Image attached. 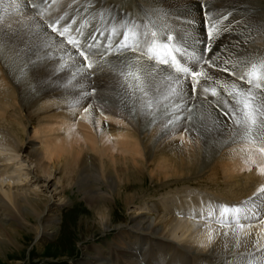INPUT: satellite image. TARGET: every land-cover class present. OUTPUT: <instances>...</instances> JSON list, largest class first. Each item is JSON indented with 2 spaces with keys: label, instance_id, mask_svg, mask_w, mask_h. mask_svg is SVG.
I'll use <instances>...</instances> for the list:
<instances>
[{
  "label": "bare ground",
  "instance_id": "1",
  "mask_svg": "<svg viewBox=\"0 0 264 264\" xmlns=\"http://www.w3.org/2000/svg\"><path fill=\"white\" fill-rule=\"evenodd\" d=\"M10 1L0 0V129L5 127L8 129L12 126L10 129L13 132L14 122L18 121L19 125L22 124L26 115L25 128L31 127L34 137L42 133L41 138L43 140L40 144L32 140L25 143L24 133L26 131L23 130V133H19L23 139L22 143L17 146L20 151L26 152L27 157L37 164V175L34 176L37 182L45 183V186L48 187L51 184L57 190L56 183H52L51 178H49V172L55 173V175L64 172L71 179L67 180L66 183L72 185L73 181L81 185L86 192V199L100 210L98 213L102 219H107L110 216L108 213L112 200H115L116 197L113 194L116 181L115 169L113 168H116V172L118 168L116 164L108 163L105 156L114 161L115 158L122 157L126 167H121V171L125 173L138 168L142 169V166L145 165L149 167L152 164H157L156 167L159 170L161 168L165 170L162 174L163 179L183 176L184 174H190L192 178L195 176L197 179L198 174L208 167L213 166V164H222L226 172V182L232 184V187L229 188V194L234 197L227 200L221 196L222 194L220 196L228 202L231 201L234 205H240L241 210H247L248 206H251L252 209H256L255 211L264 214V203L260 200L254 202L252 200L258 189L264 186V171H261L264 169V154L256 150L254 143L250 144L246 140H241L236 125L229 120L231 113L224 106V101L231 105L233 100L224 88L220 87L227 83V80L224 82L219 81L216 76L215 78L210 77V81H218L216 82L219 86L216 84L218 86L216 87V85L210 86L208 82L204 81V77L200 78L201 84L203 87L209 88V92L205 94L202 89L199 91L197 89L194 100L183 103L180 111H173L178 104L182 103V99L170 91L171 88H176L177 92L180 91L179 87L174 84L178 74L172 69L163 68L157 64H144L142 63L143 59L136 54L114 58L119 60L116 62L117 64L110 65V63L104 62L96 64L93 70H99L96 71V75L91 77L88 75L90 70L85 67L80 70L73 62H70L64 68L65 66L60 63L61 58L66 56L70 49L49 30L47 24L51 23L52 19L64 12L73 15L74 13L82 14L81 12L84 10L86 15H90L87 20L88 24H91V16L97 20L100 15H106L111 19L109 26H115L113 23L121 22L122 25L115 26V28H119L117 31L120 32L122 31L121 28L127 26L125 22H133L137 28L145 27L148 29L149 26L151 27V24H147L146 20L144 21L142 16L138 15L137 11L130 6V2L127 0H109L111 5L108 7L106 0H53L55 10L58 11L60 5L63 8L58 11L57 15L45 13L43 8L42 13L46 23L42 22L36 15L35 17L27 15L32 11L25 0ZM40 1L44 2L45 0ZM144 1H146L145 5L149 4L153 8L166 6L168 9L166 15L169 17L153 16V21L155 20V24L160 28L152 29L160 30V34L164 38L173 34L180 41L188 43L191 47L189 53L200 54V37L202 35L205 37L204 21L193 26V24L185 22L184 19L187 17L191 20L189 16L193 12L191 13L187 9L191 7L193 0L191 2L188 0L186 2L188 4L183 6L175 5L178 8L170 6L176 3V0H162L161 4L155 2L157 5L154 6L152 2ZM254 1L256 2V0ZM51 10L53 9L51 8ZM115 14L118 15L117 18L114 17ZM223 14L209 16L210 23L219 20L218 18ZM241 14L243 13L241 12ZM236 15L233 16L230 13L227 19L220 23L221 28L222 25H229L230 28L221 32V38L217 39L218 43L213 49V53L216 55L212 56L214 63L222 59L231 60L236 54L242 57V62H246L248 61L245 58L247 52L252 56L264 52V45L258 47L250 44L257 38V35L263 34L260 32L261 28H258L260 23L255 24L254 32L256 33L252 35L254 24L250 32V28H244L247 23L245 24L242 19H237ZM165 27L167 31L163 30ZM239 31H242L240 38H238ZM231 34L235 35V37L233 35L234 39ZM218 46H227L226 49L234 46L235 52L232 49L230 53L227 52L228 50L221 51ZM211 54L209 53L206 59L211 58ZM195 64V62L190 61L187 67L198 68L200 71H203L204 66L207 67L206 65L195 66ZM222 65H224L223 62ZM222 65L219 66L223 67ZM220 67L217 66V69ZM218 75V77L222 76ZM223 78L227 79V77ZM141 88L147 91V96L144 95ZM213 88L218 93L217 96L211 95ZM91 89H95L94 95L90 94L89 90ZM185 91L190 95L187 86H185ZM252 91L256 99L257 95H262L258 89H252ZM149 102L152 104L151 108L147 106ZM191 106H193L192 109L188 110ZM262 106H264V102H262ZM225 113L228 114L225 115ZM42 125L44 128L41 129ZM14 130H16L15 127ZM255 131L254 129L253 132L255 133ZM8 136L12 137L11 135ZM6 138L8 137L6 136ZM151 140H155L156 143L152 144ZM93 151L101 155L100 163L103 164L102 168H104L102 172L99 170V159L96 160L94 156L92 157ZM81 154L84 157L79 161L76 160L75 156ZM244 157H248V161L250 157L252 162L260 160V163L250 170L251 164L246 162ZM88 172L93 173L92 181L94 180L96 183L89 189L83 183ZM153 176L156 177L157 174ZM104 178L107 179L106 182L103 181ZM60 179L62 178L60 177ZM91 184L93 183L91 182ZM103 186L107 191L102 189ZM126 190L127 188L123 189V191ZM6 195L7 201L0 194V244L4 243L3 238L7 228L13 230L11 235L14 240V236L17 235V232L14 231L17 227L16 221L20 219L27 224L32 223L31 219L36 221L38 225L45 223L44 230L40 235L42 239L55 232L54 229L60 223L61 218L59 216L60 203L53 202L44 192H37L29 187L16 186L12 189L9 186ZM61 198L62 201L67 199L64 195H61ZM128 198L127 202L132 205L136 204L138 199L135 194L129 195ZM170 198H168L169 202L175 204V210L173 213L170 211V213L180 214L181 212L183 216L190 217L196 213L190 204L182 203L180 206L176 204L174 198L173 201ZM163 201L166 203V199ZM246 201L248 203H245ZM163 205L162 208H164ZM155 208L154 206L153 209ZM201 209L200 214L205 210L204 208ZM217 209L219 208L217 207ZM155 210L157 213H162L163 209L161 210V207L157 206ZM166 210L165 212H167ZM207 213L203 214L208 216ZM136 214L135 210L131 215L130 224L117 227L120 228V230L118 229V239L113 243L121 244L120 237L123 238L127 232V239L133 243V246L122 248L117 246L119 248L115 252L130 259L128 262L131 261L133 264H163L164 260L165 264H218L219 262H221L220 264H258L264 260V256L261 255V250L264 249V232H260L261 227L244 228L251 219L243 220L244 218H241L240 223L244 225L242 229L236 226L223 229V231L217 232L209 242L208 239L209 237L212 238L213 230L211 233L206 230L197 233L195 239L193 237L194 241L188 239L189 241L181 245L182 242L176 244L170 240L169 236H163L165 227L174 225V218L161 221L157 219L158 223H155V218L153 219L152 215H148L151 213H147V215L144 213L145 215L141 216ZM109 221L110 219L107 222ZM177 221L176 227L186 232L192 230L191 224L184 225L181 220ZM104 223L103 225L106 227L108 224ZM8 235L10 236V234ZM15 239L17 242V237ZM127 239L126 241H128ZM257 240H259V245L256 244ZM146 245H151V248L148 250ZM252 252L255 259H252ZM86 256L89 258L85 257L78 264H122L123 262L122 259H116L117 257L115 258L111 253Z\"/></svg>",
  "mask_w": 264,
  "mask_h": 264
},
{
  "label": "rangeland",
  "instance_id": "2",
  "mask_svg": "<svg viewBox=\"0 0 264 264\" xmlns=\"http://www.w3.org/2000/svg\"><path fill=\"white\" fill-rule=\"evenodd\" d=\"M12 1L13 0H11L10 2H12ZM25 1L27 2L30 9H31L30 5H33V4L39 5V3H41L40 0H25ZM108 1L109 0H106V2L108 3V7H110L111 3H109ZM127 1L130 2V6H132L135 9V11H137L138 15L142 16L141 18L144 19V21L146 20L145 22L147 24L148 23L151 24V27H150L151 29L155 28V27L157 29L160 28L155 24V22H154L155 20L153 21V16L159 17L160 15L161 16L163 15L162 17H165V16L169 17L168 15H166V13L168 12V9L166 8V6H161L162 8H157L158 6H156L155 8H153L149 4L145 5L146 1H144V0H127ZM176 1H177L176 3L170 5V6H172V8H178V6H181V5L183 6V5L188 4V3H186L188 0H186V1L185 0H176ZM191 1L192 0H190V2ZM148 2H150V3L152 2V5L154 6L155 4L157 5V3L161 4L162 0L161 1L160 0H148ZM155 2H157V3H155ZM245 2H246V4H245ZM245 2L243 0H193L191 7H189L187 9L191 13L193 12V14L189 16V17H191V20H189V18H187V17H184V19H185V22H189V24H193V26H195L198 23H201L204 21V19H205L204 18L205 15L203 16L204 10H205V13L207 12L209 14L208 16L220 15L222 13H224V14L226 13V15H230V13H232L233 16H235V14H237V15L239 14L240 16L236 15V18L242 19L243 21H245V24L247 23V25L244 26V28H250V32H251V28H253V24H254V29L251 32L252 35H255V33H256V32H254V30L256 29L255 24L257 22L260 23V25H259L260 27L258 26V28H261V29L263 28L262 30L260 29V32L263 34L259 35V36L257 35V38H255L250 43L251 45H255V46L260 47V46L264 45V0H256V2L254 0H246ZM249 2H251V3H249ZM260 2H261V4H260ZM256 3H258V4H256ZM254 4L256 5V7H254L255 6ZM175 5H178V6H175ZM246 5H249V6H246ZM93 6H95V5H93ZM195 7H196V9H195ZM61 8H63L62 5H60V7L58 8V11ZM52 9L53 10H51V9L46 10L45 9V11H46L45 13H49L51 15H57L58 11L55 10L53 8V6H52ZM31 11L32 12L27 13L28 16L30 15L31 17H35V15H36L40 20H42V22H47L45 20L44 14L42 13L44 11L43 5L38 10L36 8L32 7ZM54 11H56V12H54ZM241 12L243 14L245 13L244 16H243V14H241ZM40 13L43 16L39 15ZM88 16H90V15H88ZM99 17L102 18L103 23H109L108 26L110 25L111 19H109L108 16L100 15ZM114 17L117 18L118 15L115 14ZM98 19L99 18H97V20ZM194 20H195V22H194ZM125 23L129 24V22H125ZM87 25L90 26V24H88V23H87ZM145 26H146V24H145ZM225 27H227L228 30L230 28L229 25H222V28H225ZM118 29L119 28H116V30H118ZM163 30L167 31L166 27ZM202 31H203V29H202ZM159 32H161V31L159 30ZM238 33H239L238 38L242 37L240 35L242 33V31H239ZM231 35H229V36H231ZM233 35H232V37H233ZM234 37H235V35H234ZM234 37H233V39H234ZM200 38H201L200 41L205 40L204 35H202ZM217 43H218V41L216 40L214 43L213 49H214V47H216ZM200 44H201V47H200L201 50L200 51H202L203 44L202 43H200ZM228 46H230V45H228ZM222 48L224 49V51L228 50L227 51L228 53L232 52L231 49L233 50V52H235L234 46L229 48V49H226L227 46H223V47L220 46L218 49L221 50ZM227 52H226V54H227ZM67 53L68 54L66 56L61 58V60H60L61 65L63 64L65 66L64 68H66L70 62H73L75 64V66L77 67V69L83 70V68L85 66L83 64H81L82 62L80 61V59L77 56H74L73 52L71 50H69V52H67ZM246 55H247V57H245V58L248 60L246 62L245 61L242 62V57L239 56V54H236V55H234V57L231 60H227V59L217 60L218 62L216 61L215 64L218 67H220L222 65V62H223V64L225 66H227V67L229 66L231 68L233 63H236L237 65L240 63L236 67L235 71L238 74L239 73L241 74V72H244V73L247 72L248 66L253 61H255L257 58L258 59L262 58L264 56V52H262L260 55L256 54L257 57H256V55H254L255 57L252 56L249 52H247ZM212 56L213 55L211 54V59H212ZM250 57H252V58H250ZM233 59H235V60H233ZM187 60L189 62L191 61L188 59L187 56H184L183 61L186 63V66L189 63ZM118 61L119 60L114 59V58H108V59H105L101 62H104L106 64L110 63V65H113L114 63L117 64L116 62H118ZM226 61L228 62L227 64H225ZM219 62H221V63L219 64ZM237 62H239V63H237ZM249 62H250V64H248ZM142 63H144V64L151 63L152 65L153 64L155 65L154 61H151V60L148 61L146 59H143ZM196 65L197 64H195V66ZM224 65H222V66H224ZM200 66H203V65H200ZM93 68H94V65H93ZM93 68L90 70L91 76L96 75V73H97L96 71L99 70V69L93 70ZM219 69H217V67L215 69L212 67H208V66L205 67L204 66L202 72L203 73L207 72L206 73L207 75L202 76L201 78L204 77V81L208 82L210 86H215L216 84L219 86V84L217 83L218 82L217 80H214L213 82H212V80L210 81V77L215 78V76H216L219 79V81L225 82L227 80V83H229V84H231V83H236L237 85L240 84L239 87L243 88L245 91H247L248 87H250L248 84L243 83L240 80H238L236 76H229L228 73H222V72L220 73ZM216 71L218 74H220L222 76L224 74L223 77H227V79L223 78L222 76L218 77L219 75L217 73H215ZM13 81L15 82L14 79H13ZM217 85H216V87H218ZM244 86H245V88H244ZM220 87H222V86H220ZM253 89H256V88L253 87ZM199 90H201V88H198V91ZM89 91H90V94H92V95L95 94L93 92V89H91ZM258 91H260V93L262 95L261 96L257 95V99H255L254 102H257L258 104L262 105V102H264V89H263V91L258 89ZM203 98H205V97H203ZM192 107L193 106L189 107L188 110H191ZM229 120L232 122L231 119H229ZM25 121L27 122L26 115L23 118L22 124L19 125V122L15 121L14 127L16 130H14V127H13V132H11L12 129H10V128H12V126H10V128H8V129L6 127L3 129H0V194L7 201L8 198L6 195V191L8 190L9 186H11L12 189L15 188L16 186H19V187H29L31 190H34L37 192L42 191L53 202H58L61 204V208H60V212H59L60 213L59 216L61 218H60V223L58 224V226H56V229H54L55 232L53 234H49L48 237H46L45 239H42L40 236L44 230L43 227H45L44 221H43L44 225L43 224L38 225L37 222L36 221L34 222L33 219H31L32 223H30V224L25 223L22 219H20L19 221H16L17 227H15L14 231L17 232L16 233L17 235L14 236L15 241L13 240V237L11 235V232H13V230L11 231L9 228H7L6 229L7 232H5L6 235L3 238L4 243L0 244V264H78V263H81L85 257H87L86 255H94V256L98 255L99 256L100 254H108V253H111L115 258L117 257L116 259H119V258L122 259V261H123L122 264H133L131 261L128 262L130 259H127L126 257H123L119 253L115 252V250L118 249L119 247L122 248L125 246H133V243L127 239V237H128L127 232L125 235H123V238H121L119 236L121 239L120 240L121 244H119L118 242H116L115 244H113V243L116 239H118L117 238L118 233H119L118 229L120 230V228H117V227H120L121 225H125L128 223L130 224L131 219H132L131 215L135 210L137 212V214H136L137 216H141V215H145V214L147 215V213H151L148 215H150V216L152 215L151 217L153 219L155 218L154 219L155 223H158L157 219L159 221H161L163 219L170 220V219L174 218V220H175L174 225H172V226L169 225V226L165 227L163 236L164 235L169 236L170 240L174 241L176 244H180L182 242L181 245L185 244L186 241H189V240L194 241L195 235L197 233L204 232L205 230L209 231L210 233L212 232V230L214 232V233L213 232L211 233L212 238L209 237V239H208V242H209L214 238V236L217 232H221V231H223V229L225 230L231 226H236L235 218L231 217V218H226L225 220H223L225 218V216L221 215V209L225 206L230 207V208L235 207V206L240 207V205L232 204L231 201L230 202L226 201V199L231 200L230 197H232V195L229 194V192H230L229 188L232 187V184H230V183L228 184L226 182V172H225L222 164H218V165L213 164V166L208 167L202 173L198 174L199 176H197V179L195 178V176H193V178H192V175H190V174L189 175L184 174L183 176H177V177H171V178L163 179L162 174H164L165 170L162 168H161V170H159V168L156 167V166H158L157 164H154V165L152 164L149 167L147 165H145L146 168H145V166L144 167L142 166V169L138 168V169L132 170L133 172L130 170V171H127L125 173V172L121 171V167H124V166L126 167V164H124L125 161L122 159V157L115 158V161H114L112 159H109L106 156H105L106 161L108 163H111L112 165L116 164V167L118 168L119 171L117 170V172H116V168H113V169H115V177H116L115 180L117 181V183H116V181L114 183L113 190L115 192H113V194L116 197H115V200H112L111 208H110L111 210L109 209L108 214L110 216H108L107 219L106 218L102 219L101 218L102 216L100 215V213H98V212H100V210H98L96 206L92 205L86 199V197H85L86 192L83 190V187L81 185H79L78 183L73 182V181H72V183H73L72 185H71V183H68V182L66 183L67 180H71V179L68 178L67 175L64 174V172L59 173V175L58 174L55 175V173L52 174L51 172H49V175H50L49 178H51L50 180L52 181V183L53 182L56 183V187L58 188L57 190L51 184L48 187V186H45L46 185L45 183L43 184L41 182L40 183L37 182L36 178L34 177L37 175V170H38L37 164H35L32 159H29L27 157L26 152L20 151L17 148V146L22 143L23 139L19 133L20 132L23 133V130L26 131V132L24 131L26 133V134L24 133L25 143L29 142V140H32L35 143L40 144L43 140L41 138L42 133L38 134L34 137V133L32 131L33 129L29 126L27 128H25L26 127ZM232 124H233V122H232ZM21 125H23V126H21ZM16 126H17V128H16ZM20 126L22 127V129H20L21 128ZM40 128L41 129L44 128V125H42ZM17 131H18L19 135L17 134ZM8 135H11L12 137H9ZM6 136L9 139L6 138ZM19 136H20V138H18ZM151 143L154 144V143H156V141L151 140ZM252 148H254V147H252ZM95 151H93L92 153H94L96 156L94 154H92V157L94 156V158H96V160H97V158L99 159V163H98L99 170H100V172H102V169H104V168H102L103 164L100 163L101 155L99 153L96 154ZM82 157H84V155H82V154L76 155L75 159L79 161L82 159ZM107 158H108V160H107ZM243 159H246V162H249V164H251L250 168H249L250 170H252L253 167H257V165H259V163H260V160H257V162H255V161L252 162L250 160V157H249V161H248V157H244ZM121 160H122V162H121ZM105 165H107V164H105ZM145 169H146V172H144ZM34 171L36 174L34 173ZM245 171H248V169H245ZM158 173H159V175H158ZM160 173H161V175H160ZM92 174H93L92 172H88L87 175H85V179H84L83 183H85V187L87 189H89L90 187H93V185L94 186L96 185L95 181L94 180L92 181V179H93ZM123 174H126V175H123ZM156 174L158 177L153 176ZM60 177L62 179H60ZM121 178H122V180H121ZM168 179H170V180H168ZM178 179H180V180L178 181ZM59 180H61V181H59ZM106 180L107 179L104 178L103 181L106 182ZM165 180H167L168 182ZM91 182L93 184L90 185ZM164 185H166V186H164ZM122 188L123 189L127 188V190L123 191ZM102 189L107 191V189L104 186L102 187ZM60 192H61V194H59ZM110 192H112V191H110ZM131 194H135V196L138 198L136 200V204L132 205L131 203L127 202V200L129 199L128 196ZM220 194H222L221 196H223V198H226V199H223L220 196ZM61 195L66 196L67 199L65 201H62L63 199L61 198ZM168 198H170L172 201L174 198V201H176V204H178L180 206L182 205V203L183 204L186 203L188 205L190 204L192 206V208L196 210V213L193 215V217L183 216L181 212H180V214H175V213L172 214L173 210H175V204L169 202ZM164 199H166V203H164L165 201L162 202V200H164ZM167 202H168V204H167ZM154 203H156V204H154ZM159 203H161V204H159ZM162 204H164L163 205L164 208H162ZM156 205L160 206L161 210L163 209L162 213H157V211L155 210L157 208ZM154 206L156 207L155 209H153ZM169 206H171V207L173 206V207L171 208ZM217 207L219 209H217ZM248 207L247 208L250 211L253 210L252 212H253V215L256 217V219L250 221L248 223L249 225L247 224V226L244 228H250L253 226H258L259 228L261 227L260 232H264V223L260 222L261 220H264L262 213H258L257 211H255L256 209L255 210L252 209L251 206H248ZM201 208L205 209V210H203V213L208 212L207 213L208 216L203 214V213H202L203 215L200 214L202 212ZM165 209H167L166 210L167 212H165ZM170 211H172V213H170ZM110 212H112V214H110ZM197 212H198V214H197ZM239 215H240V213H239ZM241 218L243 219L244 216L243 217L241 216ZM109 219H110V221H109L110 223L107 222ZM177 220H181L184 225L191 224L192 230L190 232H186L185 230H182L179 227H176L175 224L178 222ZM104 222H106V223H104ZM103 223L106 225L108 224L106 226L107 228L103 225ZM195 227L197 229H194ZM126 228L128 229V227H126ZM36 229L39 231L37 232ZM8 234H10V236ZM7 235H8V237H6ZM19 235H21V236H19ZM16 237L18 239L17 242L15 239ZM193 237H194V239H193ZM161 238L164 239L163 237H161ZM126 239L128 241H126ZM117 246H119V247H117ZM146 246H147L148 250L151 248V245H146ZM99 247L102 249H100ZM96 248H98V249H96ZM254 256L255 255L253 253V257ZM235 257L236 256H234V259H236ZM87 258H89V257H87ZM243 258H245V257H243ZM101 262L105 263L104 261H101ZM220 263L221 262H219L218 264H220ZM163 264H165V260L163 261Z\"/></svg>",
  "mask_w": 264,
  "mask_h": 264
},
{
  "label": "snow or ice",
  "instance_id": "3",
  "mask_svg": "<svg viewBox=\"0 0 264 264\" xmlns=\"http://www.w3.org/2000/svg\"><path fill=\"white\" fill-rule=\"evenodd\" d=\"M18 7V6H17ZM33 8L39 9L38 4H33ZM64 17H58L48 23V28L51 29L52 33H56L61 37L68 36L71 32V28L69 25H61V20ZM227 17H222L221 20L212 21L210 23L208 13H205V40L200 41L199 43L203 44V49L199 55L195 52L189 53L181 44L180 39H178L174 35H167L166 42L157 44L156 41H153L152 46H150L147 51H141V55H147L149 60L155 61L156 64L166 65L169 69L174 70L178 75L174 80V84L179 87L180 91L177 92L176 88H171L170 91L174 95H178L182 99V103L178 104L173 111H180L183 103H187L188 101L194 100L196 98L197 89L201 88L203 93L207 94L209 92V88L203 87L200 82V78L205 76L206 74L197 69H192L187 66H182L180 61L178 60V56H187L189 60L195 62L198 66L207 65L208 67L216 68L217 65L213 62L211 58H207L209 53H212L213 56L216 53H213V46L217 39L221 38V32L227 31V27L221 28L220 23L222 20H226ZM47 23V22H46ZM134 27V25H133ZM100 35H104L103 32L99 33ZM153 36L156 34L153 33ZM136 33L132 32L131 35L128 32H125L121 41L115 45L106 44L103 46V51L99 54L103 56L105 53L114 54L117 56L123 55L125 51H137L138 44H130V39H135ZM98 39L97 33L93 32L88 40L93 43H88L85 41V46L88 52L92 54H96L93 52V49L96 47L95 41ZM67 42L72 45L73 48L78 50L79 56L83 57V61L86 65V69L91 70L93 65L88 63L89 56L86 54L84 50H81L80 42L76 39L69 38ZM113 47H115L116 51L113 52ZM224 50L223 48L221 49ZM228 62L226 61L225 64ZM239 63V62H237ZM259 65L264 67V61H260ZM237 67L236 63L232 64V67L229 68L227 66L220 67V71L228 73L229 76H236L238 80L243 83L248 84L250 87L246 92L243 88L239 87L236 83L231 84H223L221 85L224 90L227 92L229 96L232 97L233 103L230 105L227 101H224V106L228 108V111L231 113L230 119L233 124L236 125L237 129L240 133V139L246 140L250 144L254 143L256 145V150L260 153L264 154V106L256 104L254 101L256 99L253 94V87L256 89L264 88V78H262L260 71L258 70V64H251V71L245 72L243 74H238L235 69ZM89 77H91V72H88ZM131 75V73H129ZM185 86L190 90V95L185 91ZM95 89H93V92ZM141 91L147 96V91L144 88H141ZM211 95L217 96L215 88L211 89ZM206 98V97H205ZM151 108V102L147 105ZM87 111V109H85ZM228 113H225L227 115ZM179 119V117H177ZM256 130L255 133L253 130ZM264 171V169H261ZM253 202L255 200H260L264 203V186L258 189L257 193L254 194L252 198ZM245 203H248L247 201ZM241 211L239 206H235L229 208L227 206L221 209V215H231V214H239ZM256 217H252L255 219ZM264 223V220L260 221ZM235 224L237 228H243L244 225L240 223L239 219L235 220ZM256 244L259 245V240L256 241ZM261 255L264 256V249L261 250ZM255 259V257H252ZM258 264H264V260L258 262Z\"/></svg>",
  "mask_w": 264,
  "mask_h": 264
}]
</instances>
